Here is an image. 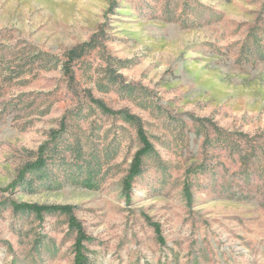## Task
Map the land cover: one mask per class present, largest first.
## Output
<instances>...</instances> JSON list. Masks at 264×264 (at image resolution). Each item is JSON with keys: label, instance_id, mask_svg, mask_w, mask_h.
Segmentation results:
<instances>
[{"label": "rangeland", "instance_id": "374dc122", "mask_svg": "<svg viewBox=\"0 0 264 264\" xmlns=\"http://www.w3.org/2000/svg\"><path fill=\"white\" fill-rule=\"evenodd\" d=\"M73 219L83 264H264V0H0V264H75Z\"/></svg>", "mask_w": 264, "mask_h": 264}, {"label": "trees", "instance_id": "16d2710c", "mask_svg": "<svg viewBox=\"0 0 264 264\" xmlns=\"http://www.w3.org/2000/svg\"><path fill=\"white\" fill-rule=\"evenodd\" d=\"M93 46H91L90 43H81L78 45H75L74 47L68 49L67 51H65L64 57L65 60L62 62L63 65V69L68 72V70L70 69V64L71 62H73L76 59H79L80 57H82L90 48H92ZM46 56V55H45ZM43 58H45L44 56H42ZM99 107L102 108L103 110L109 111V109H107L104 104H102L101 102L99 103ZM118 113H120V117L125 120L126 122L130 123L131 125L136 127V132H137V137L139 139V142L142 143L141 148H139L132 160L131 163L129 165V169L127 172V176L124 180L125 183V187L126 189H130L131 187V183L134 179V177L138 176V174L141 171V166H142V156L151 150L152 148V142L149 141L147 135L145 134V130L142 126V122L141 119H139L135 114H130L128 111L126 110H121ZM43 147H40L39 149V156L37 157V159H35V161L33 162H29L27 164H25V166L21 169V172L19 174V178H23L25 172H27L28 170L34 169V168H39L42 163H43ZM15 182L11 183V186L15 185ZM15 208H23V209H30L32 211H35L37 213H41V212H48V211H68L69 209H71L70 205L67 204H63V205H51V204H35V203H21V204H16L14 206ZM73 224V226L75 227V229L77 230V241H76V254H75V259H74V263L75 264H83L84 261V254H83V249H82V245H81V241L84 239V234L81 230V228L79 227V225L74 221V219L71 222Z\"/></svg>", "mask_w": 264, "mask_h": 264}]
</instances>
